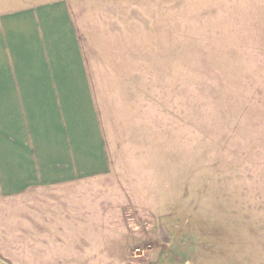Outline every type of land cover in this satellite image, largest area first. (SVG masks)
I'll return each mask as SVG.
<instances>
[{"label": "rangeland", "instance_id": "1", "mask_svg": "<svg viewBox=\"0 0 264 264\" xmlns=\"http://www.w3.org/2000/svg\"><path fill=\"white\" fill-rule=\"evenodd\" d=\"M56 4L96 67L109 170L17 196L0 182V264L200 252L264 264V241H185L201 224L264 230V0H0V12Z\"/></svg>", "mask_w": 264, "mask_h": 264}, {"label": "crops", "instance_id": "2", "mask_svg": "<svg viewBox=\"0 0 264 264\" xmlns=\"http://www.w3.org/2000/svg\"><path fill=\"white\" fill-rule=\"evenodd\" d=\"M95 70L65 6L0 12V182L7 196L109 170ZM191 229L185 241H264V230L259 236L250 227ZM186 256L185 264H239L234 255Z\"/></svg>", "mask_w": 264, "mask_h": 264}]
</instances>
